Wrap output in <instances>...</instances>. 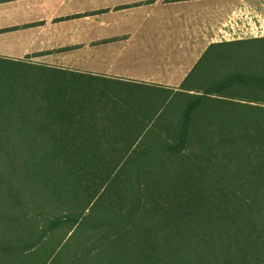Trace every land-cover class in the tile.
I'll return each instance as SVG.
<instances>
[{
    "label": "trees",
    "instance_id": "16d2710c",
    "mask_svg": "<svg viewBox=\"0 0 264 264\" xmlns=\"http://www.w3.org/2000/svg\"><path fill=\"white\" fill-rule=\"evenodd\" d=\"M248 42L177 90L0 58V263L264 264V45L211 58Z\"/></svg>",
    "mask_w": 264,
    "mask_h": 264
},
{
    "label": "crops",
    "instance_id": "0c3cea01",
    "mask_svg": "<svg viewBox=\"0 0 264 264\" xmlns=\"http://www.w3.org/2000/svg\"><path fill=\"white\" fill-rule=\"evenodd\" d=\"M262 39L264 0H0V58L169 90L209 48Z\"/></svg>",
    "mask_w": 264,
    "mask_h": 264
},
{
    "label": "rangeland",
    "instance_id": "374dc122",
    "mask_svg": "<svg viewBox=\"0 0 264 264\" xmlns=\"http://www.w3.org/2000/svg\"><path fill=\"white\" fill-rule=\"evenodd\" d=\"M261 45H264V43L263 44H260V43L254 44V43L248 42V43H244V45L230 46V47H227L226 49H220V50L216 49L214 51V54L217 51H219V52L220 51H226L223 54H221V56L216 57V58H220V60H222V59L225 60V62L222 65L226 66V67H231V69H233V68L239 67L238 64H240V63H248V64L255 63L256 61H254V60L256 57H254V55L257 54V56H258L257 52L262 48ZM243 50H246L248 52V57H247L248 59L243 60V59L238 58L240 55L246 54ZM227 52H231V53H227ZM214 54L211 56V58H215L214 56H216V54L215 55ZM223 57H225V58H223ZM241 60H243V61H241ZM256 66H260V67L264 68V64L260 63V62H257ZM1 255L3 257H6L3 254H1ZM11 261H13L11 258L6 257V259H5L6 263L10 264ZM13 264H17V263H15V261H13Z\"/></svg>",
    "mask_w": 264,
    "mask_h": 264
}]
</instances>
